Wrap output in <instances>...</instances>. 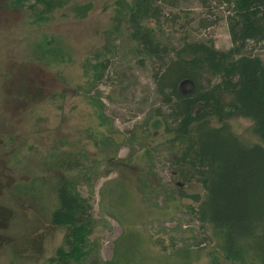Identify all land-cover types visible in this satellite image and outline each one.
I'll use <instances>...</instances> for the list:
<instances>
[{
  "label": "rangeland",
  "instance_id": "1",
  "mask_svg": "<svg viewBox=\"0 0 264 264\" xmlns=\"http://www.w3.org/2000/svg\"><path fill=\"white\" fill-rule=\"evenodd\" d=\"M12 1L0 0V264H52L65 227L50 214L64 179L88 199L94 220L90 257L73 264H230L191 213L189 195L203 189L176 162L184 144L171 132L151 62L129 38L131 0ZM207 4L210 13L201 0L163 5L159 21L147 23L169 48L210 39L227 50V8ZM204 17L216 23L200 27ZM226 121L257 140L248 118Z\"/></svg>",
  "mask_w": 264,
  "mask_h": 264
},
{
  "label": "trees",
  "instance_id": "2",
  "mask_svg": "<svg viewBox=\"0 0 264 264\" xmlns=\"http://www.w3.org/2000/svg\"><path fill=\"white\" fill-rule=\"evenodd\" d=\"M15 1L12 5L18 6ZM201 1L209 8L207 0ZM217 2L227 8V50L215 48L210 39L185 40L169 48L156 38L147 22L159 21L163 5L176 7L179 0L124 1L128 35L136 43L135 53L151 62L166 117L174 124L171 132L184 144L176 162L192 171L203 189L202 197L189 195L196 202L190 207L192 215L203 232L211 228L224 260L264 264V0ZM3 9L5 15L11 13L8 6ZM215 20L204 17L197 24L206 28ZM186 82L192 85L183 92L180 86ZM233 115L251 121L256 141H246L232 130L226 119ZM212 117L219 125L210 123ZM64 164L60 167H79L77 162ZM190 175L179 171L182 180L190 181ZM90 209L71 181L64 179L57 186L50 222L65 231L52 264L80 263L90 257ZM211 263L218 264L217 259Z\"/></svg>",
  "mask_w": 264,
  "mask_h": 264
}]
</instances>
